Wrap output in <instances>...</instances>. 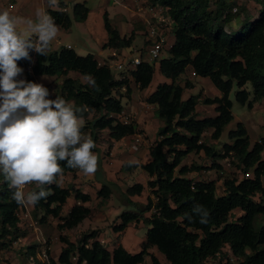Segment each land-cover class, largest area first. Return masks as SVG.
I'll list each match as a JSON object with an SVG mask.
<instances>
[{"label": "trees", "instance_id": "trees-1", "mask_svg": "<svg viewBox=\"0 0 264 264\" xmlns=\"http://www.w3.org/2000/svg\"><path fill=\"white\" fill-rule=\"evenodd\" d=\"M146 1L164 9L165 15L172 20L174 42L169 48L170 56L158 64L160 73L170 81L160 83L146 97L147 103L156 106V115L165 121V126L159 130L149 149V161L140 164L149 176L150 193L146 204L128 198L137 210L123 211L121 222L113 226L114 231L122 232L130 223L143 220L149 226L146 242L140 252L132 253L121 244L109 250L98 239V230L82 234L77 242L62 235L64 246L58 260L50 258L49 263L38 264H73V257L78 264H142L148 255L151 256V264H161L160 258L149 252L152 246L169 264H203L207 259H215L222 254L225 247L241 259L240 264H264V249L261 248L264 245V225L256 224L257 219L264 215V142H256L251 148L247 128L242 123L230 131L231 142L223 145V152L202 140L208 130H212V139L218 140L233 119L230 93L235 83L239 88L236 99L242 105L248 104L252 109L256 101L264 100V0ZM251 1L260 6L259 16L249 18L251 14H247L237 33L226 30L240 10H246L239 5ZM58 6V9L50 8L47 12L57 25L69 29L72 20L67 4L58 0ZM234 7H237L236 12ZM73 13L77 20L84 22L90 8L86 3H76ZM104 29L107 37L103 48L115 49L117 53L132 46L135 32L129 36L121 34L107 12ZM29 56L30 59L17 61L26 81L36 82L41 75L63 77L56 95L74 108L86 107V111L79 113L84 118L96 113L88 126L81 127V132L89 127L94 140H98L99 133L107 129L109 136L118 141L143 132L136 122L125 124L118 117L125 109L121 88L126 86L125 92L129 95L132 92L131 80L141 89L147 88L153 80L156 66L144 58L143 53L142 62L127 79L118 78L109 66L99 65L94 54L81 56L68 46H62L47 56L29 50ZM110 57L117 58L116 55ZM188 68L195 76L208 77L219 90V96L203 99L205 104L216 105V116L198 119V97L184 99V90L192 83L186 80L183 86L177 80ZM71 71L83 77L92 76L96 86L70 77ZM248 82L253 86L252 100L250 92L244 89ZM50 96L49 99H53V95ZM192 152H204L214 161L232 155L237 160L236 167L243 174L251 171L252 175L225 179L224 190L218 195L217 180H194L183 176L202 168L181 166L183 159ZM59 163L62 173L74 174L77 171V168L68 167L66 161ZM134 165L137 164L127 163L125 167L131 169ZM60 175L54 183L43 186L48 195L34 205L33 216L40 223L47 221L49 216L59 218L63 220L58 225L60 229H72L92 214L93 208L85 206L91 196L73 186L62 187ZM143 189L142 183H136L128 187L126 193L128 196L140 195ZM13 191L0 175V246L4 248L30 234L18 216L22 205L12 199ZM39 191L40 186H37L32 192ZM72 193L81 204H75L66 216H62L63 206ZM111 195L112 189L103 185L98 190L100 205L106 203ZM197 206L208 212L206 224L200 223L201 216L195 211ZM238 208L244 214L237 221L230 222V214ZM40 211L43 216L39 219ZM148 212L150 215L146 216ZM41 246L40 243L29 245L28 253H35Z\"/></svg>", "mask_w": 264, "mask_h": 264}, {"label": "rangeland", "instance_id": "rangeland-1", "mask_svg": "<svg viewBox=\"0 0 264 264\" xmlns=\"http://www.w3.org/2000/svg\"><path fill=\"white\" fill-rule=\"evenodd\" d=\"M66 1V0H64ZM46 3L49 2L45 0ZM11 3L16 4L13 9L9 8ZM37 0H0V11L7 10L10 15L20 17L24 20L31 19L36 20V11L40 7L37 5ZM76 3H86L91 10L89 21L82 22L76 19L73 13V6ZM67 11L72 20V25L69 29L63 28L58 25V33L55 39L52 40L49 46L48 53L57 51L62 46H70L79 55L86 56L89 53L94 54L96 57H100L99 62L103 59L106 61L124 60L132 54L140 56L143 53L144 58L152 61L156 66V71L151 84L141 89L133 83L131 80L132 92L122 97V103L125 109L122 114L118 115L120 120H123L126 116L130 117V120L137 122L140 129H144L149 136L142 132L143 138L148 139L142 146L150 149L151 144L154 143L158 137V132L165 126V121L156 115L155 105L146 102V97L154 92L157 86L161 82H169L170 80L162 75L158 69V64L161 59L168 58L170 56L169 47H164L158 60H150V57L146 51V41L149 39L147 34L148 25L145 23L144 30L137 29L134 37V41L131 47L122 48L119 51L111 48H103L105 43V36H107L104 29V15L107 12L111 22L118 25V28L122 34L129 36L132 32L127 28V21L134 23L135 19L141 17L137 15L135 2L133 0H68ZM240 7L245 8V11H241L240 14L235 17V20L227 25L226 30L237 33L241 27L244 17L247 14H251L249 18L259 16L260 6L255 2H242ZM50 7V6H49ZM58 9L57 6L51 7ZM47 11V9H46ZM239 12V11H238ZM147 26V27H146ZM147 28V29H146ZM18 30H24L26 32V25L21 24L18 26ZM26 34H28L26 32ZM35 37H32V39ZM168 39L170 42L174 41V34L169 32ZM116 55L117 58L112 59L110 56ZM114 61V62H115ZM70 77L76 78L81 82H86L84 77L76 71H71ZM116 76L119 75L116 73ZM20 80L26 81L25 73H21L17 76ZM44 79H49L46 81ZM63 77L59 76H47L41 75L38 77L35 83L41 84L49 90V97L53 95V99L56 98V92L61 87ZM186 80L193 82V86L185 88L184 99L190 96L198 97V106L196 108L197 118H205L216 116V105L205 104L203 99L207 97L219 96V90L213 85L212 81L208 77H199L192 74L191 69H187L179 79L178 83L185 85ZM244 89L250 92V100L254 98L253 86L251 83H246ZM239 91L237 84L235 83L230 93V99L233 102L232 112L233 119L224 128L221 137L218 140H214L211 137L212 132L204 134L202 140L208 144H213L219 152H223V145L231 142L229 138L230 131L237 128L239 123L245 125L250 138L251 148L256 142H264V100H258L254 103L253 108H249L248 104L242 105L236 99V94ZM119 94V93H118ZM47 97V98H49ZM96 113L92 112L87 118H83V125L88 126L89 122L93 120ZM91 128L86 127L81 132L82 138H91L95 144V147L91 150L97 157V169L94 174L85 175L82 170L77 168V171L72 173H62L59 177V184L62 187H75L80 188L83 192L88 193L91 196V200L85 204V206L93 208L92 214L86 218L77 227L72 229H60L59 224H62V219L52 216L48 217V220L44 223H39L38 231H30L29 236L25 242L27 245L31 241H37L41 238H45L44 242L50 247V257L58 260L61 253V249L64 243L61 240V236L65 234L67 238L72 242L77 240L84 233H89L92 230H98V239L109 249L113 250L117 245H123L128 251L132 253H138L142 250L143 244L146 242V233L149 226L145 224L143 220L140 222H132L122 232H116L113 229L114 225L121 222L120 215L126 210H137V207L129 202L128 198L134 202L140 204H146L147 198L150 193L148 188V174L143 170L141 165H134L131 169L125 167V164L136 161L134 154L125 146L122 142L112 139L109 136V131L103 130L99 133L98 140H94V135L91 133ZM129 150V151H128ZM150 157V156H149ZM262 158H264V151L262 152ZM192 166L198 165L202 168L198 171L189 172L183 174L184 177L193 178L194 180H217V194L220 195L223 192L224 180L228 178L237 177L239 179L244 177V174L236 167L237 160L232 155L226 158H219L214 161L205 155L204 152L189 153L182 161V165ZM142 183L144 189L140 195L128 196L126 191L128 187ZM108 185L112 189V195L110 199L100 205L101 198L98 197V190L103 186ZM38 185L35 183L26 185L25 193L32 192ZM75 194L72 193L68 198L63 208V214L66 216L71 208L76 204ZM23 205V212H34V205ZM244 212L238 208L235 209L229 216V221H237ZM150 212L146 213L149 216ZM43 216V212H39L38 218ZM23 222V221H22ZM21 222V223H22ZM257 226L264 225V215L260 216L256 221ZM22 226L26 227V224L22 223ZM27 228V227H26ZM29 238V240H28ZM26 244V243H25ZM24 242H16L9 247L0 246V264H31V260L25 258L23 254ZM264 249V245L261 246ZM229 247H225L221 256H217L212 259L209 264H230L227 262V256L229 255ZM149 252L155 256H159L161 264H169L165 257L158 252L155 247H150ZM231 252V251H230ZM21 261V262H20ZM78 264V263H75ZM142 264H151V256H146V260Z\"/></svg>", "mask_w": 264, "mask_h": 264}, {"label": "clouds", "instance_id": "clouds-1", "mask_svg": "<svg viewBox=\"0 0 264 264\" xmlns=\"http://www.w3.org/2000/svg\"><path fill=\"white\" fill-rule=\"evenodd\" d=\"M48 2L50 7L57 6V0ZM21 24L28 34L18 30ZM58 30L55 19L43 8L37 9L35 21L0 11V175L14 190L12 199L18 205H35L47 198L43 186L62 174L60 161L85 175L97 169V157L91 151L95 144L81 136L83 118L79 113L86 107L74 108L58 95L49 99V90L43 85L16 79L22 73L17 61L30 59L29 50L47 56ZM84 79L96 86L92 76ZM32 183L40 191L26 194L25 186ZM195 211L201 216L200 223L206 224L208 212L200 206Z\"/></svg>", "mask_w": 264, "mask_h": 264}, {"label": "built area", "instance_id": "built-area-1", "mask_svg": "<svg viewBox=\"0 0 264 264\" xmlns=\"http://www.w3.org/2000/svg\"><path fill=\"white\" fill-rule=\"evenodd\" d=\"M135 2L137 15L141 17L142 20L148 25L147 34L149 35V44L146 47V51L150 57V60H158L160 58L161 52L164 47H171L172 43L168 39L169 32H172V20L169 16L165 15L164 9L156 6H152L147 3L146 0H133ZM14 5L11 3L9 5L10 9H13ZM234 12L237 11V7H234ZM173 33V32H172ZM36 38V37H35ZM70 47V46H68ZM115 61V60H114ZM114 61H106L103 60L99 62V65H107L109 66L115 73L119 75L118 78L120 79H127L131 78L132 71H134L138 65L142 62V58L140 56H135L131 53L130 56L125 57L124 60H117ZM31 70V69H28ZM195 76V73H192ZM122 91H126V86L121 88ZM123 123L127 124L131 122L130 117L126 116L123 120ZM148 139L143 138L142 133H137L135 135H131V137H125L121 140L124 144L125 149H131L137 151L142 148V146L147 142ZM153 144H151L152 146ZM150 146V147H151ZM252 172H246L244 177H251ZM26 188V186H25ZM25 190V189H24ZM224 190V188H223ZM22 207L18 213L19 218L23 224H26L27 228L34 233L38 230L39 221L35 219L30 212H23ZM17 242H23L20 239ZM16 243V242H15ZM50 247L46 245V242L43 241V245L40 249H37L34 254L29 256L31 260V264H38V263H49L50 261V254H49ZM221 256V254H218ZM212 259H207L203 262V264H209ZM227 262L230 264H240L241 259L235 257L232 252L229 251V255L227 256Z\"/></svg>", "mask_w": 264, "mask_h": 264}, {"label": "crops", "instance_id": "crops-1", "mask_svg": "<svg viewBox=\"0 0 264 264\" xmlns=\"http://www.w3.org/2000/svg\"><path fill=\"white\" fill-rule=\"evenodd\" d=\"M13 1V0H12ZM64 1V0H63ZM68 0H66L65 2H67ZM110 1H112V0H107V2L109 3ZM113 1H118V0H113ZM37 5L40 7V8H43V9H50L51 7H49L48 6V3H46L45 2V0H37ZM57 3H58V0H57ZM13 5H14V7H15V5L16 4H14V3H12ZM13 7V8H14ZM51 9H53V8H51ZM90 15H91V10H90V14H89V16H88V19L86 20V22H88L89 21V18H90ZM115 25V24H114ZM118 25L119 24H117V25H115L117 28H118ZM144 25H145V22H144V20H142L141 19V22H140V19L138 18L137 20L135 19V21H134V23H132V22H129V21H127V28L128 29H130L131 30V32L133 33V32H135L136 33V31H137V29H139V30H144L145 28H144ZM147 27V26H146ZM120 28V27H119ZM118 28V29H119ZM147 29V28H146ZM131 33V34H132ZM122 34V33H121ZM130 34V35H131ZM124 35H126V34H124ZM107 36H105V38H106ZM106 40V39H105ZM150 42L149 41V39L146 41V44H148V43ZM98 60H100V57H99V55H98V57H96ZM104 60V59H103ZM44 80H46V81H50L49 79H44ZM164 82V81H163ZM167 82V81H166ZM162 83V82H161ZM191 83H192V86L194 85L193 84V82L191 81ZM220 93V92H219ZM220 95V94H219ZM211 98H213V97H211ZM197 106H198V104H197ZM197 106H196V108H197ZM155 109H156V106L154 107ZM125 112V111H124ZM213 117V116H212ZM201 119H203V118H201ZM137 123V122H136ZM137 125H138V123H137ZM138 128H139V126H138ZM139 130H142L143 132H145V135H147V136H149L148 135V133L144 130V129H140L139 128ZM207 132H212V130H208ZM206 132V133H207ZM137 134V133H136ZM204 136V135H203ZM129 137H131V136H128V138ZM120 142H121V140H120ZM134 155V157H135V159H136V161H134V162H129V163H131V164H142V163H144V162H147V161H149V159H150V157H149V150H148V148H146V147H144V148H141V149H139V150H137V151H134V150H131V149H129ZM128 150V151H129ZM185 165V164H184ZM181 166H183L182 164H181ZM198 166V165H197ZM193 172V171H192ZM79 188V187H78ZM80 189V188H79ZM83 191V190H82ZM85 193V192H84ZM88 194V193H87ZM77 203L76 204H78V205H80L81 204V202L80 201H76ZM86 204V203H85ZM28 207L26 206V209H27ZM63 208H64V206H63ZM28 210V209H27ZM62 216H65L64 214H63V209H62ZM63 222V221H62ZM63 235H65V234H63ZM27 238V237H26ZM26 238H24V239H22L23 240V242H24V244L25 245H23L22 247H24L22 250H23V254H24V256H25V258H29V256L32 254V253H28V246L29 245H31V244H33V243H40L41 245H43V241H44V239L45 238H41L40 240H38L37 239V241H31L30 242V244H28L27 245V242H25V240H27ZM28 240H29V238H28ZM100 240V239H99ZM102 241V240H101ZM38 249H40V248H38ZM158 258H159V256H158ZM21 262V261H20ZM72 262H73V264H75V263H77V259L75 258V257H73V259H72ZM22 264V263H21Z\"/></svg>", "mask_w": 264, "mask_h": 264}]
</instances>
